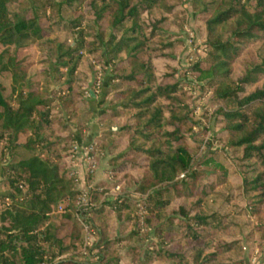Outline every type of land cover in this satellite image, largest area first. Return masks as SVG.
Returning <instances> with one entry per match:
<instances>
[{
  "label": "trees",
  "instance_id": "obj_1",
  "mask_svg": "<svg viewBox=\"0 0 264 264\" xmlns=\"http://www.w3.org/2000/svg\"><path fill=\"white\" fill-rule=\"evenodd\" d=\"M5 76L0 264H264V0H0Z\"/></svg>",
  "mask_w": 264,
  "mask_h": 264
},
{
  "label": "rangeland",
  "instance_id": "obj_2",
  "mask_svg": "<svg viewBox=\"0 0 264 264\" xmlns=\"http://www.w3.org/2000/svg\"><path fill=\"white\" fill-rule=\"evenodd\" d=\"M183 39H184L185 46H184V49L181 51V53L178 55V59H179L180 63L184 65L186 63L185 59H186L187 54L190 53V51H195V50L198 51V48H199V36L196 33V30L193 26L192 20H190L188 25L183 30ZM95 76L92 74L88 75L86 79H83L81 81V84L84 87H86L87 89H91L94 93L99 95L100 92L97 90V87H96V82H97L96 79L97 78ZM8 80H9L8 76H5L4 78L0 79V82L3 83L7 87V89H8ZM7 93H8V91L6 92V94ZM200 112H201L200 110L195 111L196 119L200 116ZM201 126H210V123H208L205 120H202ZM18 153H20V152H18ZM21 155L24 158L27 157V155H25V154L21 153ZM83 155L84 154L77 157V159L79 158V161L82 160L84 162V158H83L84 156ZM81 165H82V163L78 162V165L76 166L77 175L79 177L78 188H81L80 184H82L81 182H84L83 181V175L85 172V166L83 164L82 165L83 167H81ZM78 166H80V167H78ZM77 167L79 169H81V171L79 169H77ZM105 169H106V162L104 159H102V160H100L99 165L95 169V179H97V180H99V179L109 180ZM126 189H127V191H129L128 188H126ZM0 191H5L2 188V186H0ZM59 213H56V214L58 215ZM244 245L246 248L245 255H244V264H261L263 261V258L261 257V255L259 253H257V250L255 249V250H253L252 253H249V247H251V244L244 243ZM121 262L123 264H129V260L127 258H125L124 256L121 257Z\"/></svg>",
  "mask_w": 264,
  "mask_h": 264
},
{
  "label": "crops",
  "instance_id": "obj_3",
  "mask_svg": "<svg viewBox=\"0 0 264 264\" xmlns=\"http://www.w3.org/2000/svg\"><path fill=\"white\" fill-rule=\"evenodd\" d=\"M88 92H89L90 97L93 98L90 101V103H91V105L95 106V103L99 100V97H98L99 95L94 93L92 90L90 91L89 89H88ZM96 120H97L96 117L92 118L90 120V122L88 124L89 130L86 132L85 137L83 139H81L80 141H78V143L76 145L78 157L81 156L82 154L86 153V149H87L86 146L88 145V143L90 141H92L96 136H98L101 129H103V128H98V126H96L97 125ZM77 160H78V162L82 163V165L84 164V162L82 160L79 161V158ZM82 165H81V167H83ZM78 167H80V166H78ZM78 167H77V169H79ZM79 170L81 171V169H79ZM81 183L82 184H80V186L83 187L84 182H81ZM0 192H5V191H0Z\"/></svg>",
  "mask_w": 264,
  "mask_h": 264
},
{
  "label": "built area",
  "instance_id": "obj_4",
  "mask_svg": "<svg viewBox=\"0 0 264 264\" xmlns=\"http://www.w3.org/2000/svg\"><path fill=\"white\" fill-rule=\"evenodd\" d=\"M57 209L60 210V209H61L60 206H58ZM61 258H62V257H56L54 260L57 261V260H59V259H61Z\"/></svg>",
  "mask_w": 264,
  "mask_h": 264
},
{
  "label": "water",
  "instance_id": "obj_5",
  "mask_svg": "<svg viewBox=\"0 0 264 264\" xmlns=\"http://www.w3.org/2000/svg\"><path fill=\"white\" fill-rule=\"evenodd\" d=\"M90 91H91V89H89ZM113 129H115V128H113Z\"/></svg>",
  "mask_w": 264,
  "mask_h": 264
}]
</instances>
